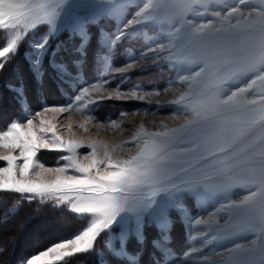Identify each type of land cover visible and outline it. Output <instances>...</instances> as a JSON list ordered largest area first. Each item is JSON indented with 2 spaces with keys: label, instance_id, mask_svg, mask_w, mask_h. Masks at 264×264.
<instances>
[{
  "label": "rangeland",
  "instance_id": "obj_1",
  "mask_svg": "<svg viewBox=\"0 0 264 264\" xmlns=\"http://www.w3.org/2000/svg\"><path fill=\"white\" fill-rule=\"evenodd\" d=\"M26 2L31 5L27 10L31 20L15 29L0 28V50L19 37L17 48L3 58L6 63L0 70V130H6L11 122L26 124L45 107L73 102L68 111L47 112L33 121L38 129L43 118L55 125L65 142H80L72 152L67 148L41 149L34 158V163L45 167H65L67 175L81 173L62 157L83 162V154H91L90 142L97 144L99 153L106 147L114 160L124 161L143 148L146 134L170 132L186 123L190 85L200 86L199 78L191 76L201 65L189 63L181 55L185 49L176 48L185 28L207 22L220 28L215 11L223 17L235 5L257 21L264 13V0H152L153 5L189 6L184 25L173 28L174 20L168 19L167 9L159 18L145 20L135 15L149 0H115L114 4L101 0ZM45 10L57 14L55 32L50 24L41 22ZM129 20L133 22L127 23ZM46 36L48 43L41 50L38 45ZM213 71L222 82L212 80L207 87L219 84L225 98L255 78L253 74L232 77L227 65ZM184 75L190 80L177 79ZM95 83L101 84V91L91 89L88 97L73 101L84 87ZM117 90L122 99L104 98L95 103ZM132 91L137 98H128ZM262 99L264 81L260 80L234 97V101L245 100L247 107L257 110ZM43 135L50 137L51 133ZM5 151L0 148V154ZM13 155L18 157L19 150ZM6 166L0 161V167ZM34 171L29 173L33 179ZM229 181L232 186L226 195L201 188L195 193L175 194L172 199L162 196L155 210L146 214H122L112 229L104 230L96 239L92 251L62 259L53 255L52 264H175L177 259L178 264H237L241 258L259 264L264 234L241 227L246 223L243 218L233 224L230 208L231 204L243 203L250 190L244 186L242 173L230 176ZM63 195L66 198L57 201L0 190V246L4 249L0 264H26L32 256L91 226L94 215L69 211L78 201L72 193ZM177 203L183 204L185 214L174 207ZM198 216L200 222L196 223L193 219ZM141 229L142 234H138Z\"/></svg>",
  "mask_w": 264,
  "mask_h": 264
},
{
  "label": "snow or ice",
  "instance_id": "obj_2",
  "mask_svg": "<svg viewBox=\"0 0 264 264\" xmlns=\"http://www.w3.org/2000/svg\"><path fill=\"white\" fill-rule=\"evenodd\" d=\"M101 2L114 4L115 0ZM29 8L31 5L26 0H0V28L15 29L26 24L31 20L27 11ZM149 8L153 11L147 12ZM143 9L135 15L145 20L159 18L167 9L168 19L174 20L173 28L177 24L184 25L190 10L184 3L153 5L152 0ZM214 14L221 24L220 28L211 22L185 28L176 44L178 51L185 49L181 55L189 63L201 65L200 70L191 76V79L199 78L200 86L190 85L191 97L187 104L190 111L184 113L188 120L170 132L146 134L143 148L130 159L114 160L106 147L99 153L97 144L90 142L87 146L91 154H83V162L71 156L62 157L71 161L81 175H67L65 167H45L42 163H34L41 149L63 151L67 148L72 152L81 146L76 140L65 142L57 135L55 125L43 118L38 129L33 122L36 116L43 117L47 112L68 111L73 102L67 106L45 107L32 119H27L26 124L11 122L6 130H0V148L6 150L0 154V161L7 164L0 167V190L55 198L57 201L66 198L63 194L72 193L78 203H73L69 211L90 213L95 217L91 226L81 234L55 243L29 258L26 264H52L53 255L62 259L92 251L96 239L104 230L112 229L122 214L135 216L154 211L162 196L172 199L175 194L195 193L201 188L214 195H226L227 189L232 186L229 177L237 173H242L244 186L249 188L250 194L245 196L243 203L230 205L234 217L232 223L239 224L243 218L246 223L241 227L264 234V99L260 101L258 110L247 107L245 100L234 101V97L244 93L246 87H251L257 80L264 81V13L257 21L246 17L235 5L223 17L219 11ZM56 15L45 10L41 19L42 23L51 25L53 32ZM132 22L129 20L127 23ZM18 38H13L0 50V70L6 63L3 58L17 48ZM47 43L46 36L38 48L43 50ZM39 62L37 59L36 64ZM221 65L228 66L232 77L239 79L253 74L255 78L225 98L219 84L212 89L207 87L212 80L222 82L213 71ZM177 79L188 81L190 77L184 75ZM91 89L101 91L102 86L95 83L84 87L73 101L79 102L88 97ZM104 98L119 100L123 95L117 90L95 103ZM128 98H137L136 92L132 91ZM251 104L255 105L256 101H251ZM46 133H51V136L43 135ZM16 150H19L18 157L13 155ZM18 159L22 163L17 164ZM101 165L104 167L101 168ZM30 169L35 170L34 179L29 175ZM18 204L17 201L16 206ZM174 207L185 214L182 203ZM193 221L199 223L200 217ZM138 234H142V229ZM3 250L0 246V251ZM260 256L259 264H264V250ZM175 264H178V259ZM237 264L255 262L241 258Z\"/></svg>",
  "mask_w": 264,
  "mask_h": 264
}]
</instances>
